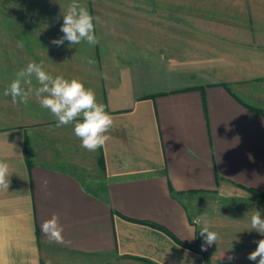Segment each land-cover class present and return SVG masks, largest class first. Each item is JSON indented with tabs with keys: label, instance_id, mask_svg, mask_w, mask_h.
<instances>
[{
	"label": "crops",
	"instance_id": "crops-1",
	"mask_svg": "<svg viewBox=\"0 0 264 264\" xmlns=\"http://www.w3.org/2000/svg\"><path fill=\"white\" fill-rule=\"evenodd\" d=\"M189 1L78 0L99 43L55 46L72 0H0V158L13 173L0 264H45L48 247L98 264H209L191 202L264 193V0ZM29 62L94 90L114 121L103 147L82 148L34 95L4 96ZM54 213L59 239L42 228Z\"/></svg>",
	"mask_w": 264,
	"mask_h": 264
},
{
	"label": "clouds",
	"instance_id": "clouds-1",
	"mask_svg": "<svg viewBox=\"0 0 264 264\" xmlns=\"http://www.w3.org/2000/svg\"><path fill=\"white\" fill-rule=\"evenodd\" d=\"M63 23L60 31L63 35L53 39L51 43L61 46L65 41L70 45H79L82 41L90 45L99 43L95 34L94 20L97 18L89 12L87 7L72 0L64 10ZM38 82L39 87H33L32 78ZM27 84L29 87H22ZM4 96H10L13 104L27 105L33 95L42 108L50 111L57 120V127L74 125V135L80 139L81 147L95 151L101 148L110 139V129L114 121L112 116L105 110L102 103H98L93 89L86 88L84 83L77 79H66L62 75L53 76L45 70L43 63L29 62L26 67L16 73V78L4 90ZM12 165L5 159L0 158V190L7 191L12 175ZM47 184V180L44 181ZM251 228L264 236V218L262 212L253 209L250 213ZM203 224L200 235L203 238L202 250L220 239L216 231L210 230L206 218L196 217L193 221ZM42 228L45 232L52 229V236L60 238L63 226L59 224L58 214H53L51 219L44 222ZM256 248L248 254L250 261L264 264V239L255 242ZM229 261L234 257H227Z\"/></svg>",
	"mask_w": 264,
	"mask_h": 264
},
{
	"label": "rangeland",
	"instance_id": "rangeland-1",
	"mask_svg": "<svg viewBox=\"0 0 264 264\" xmlns=\"http://www.w3.org/2000/svg\"><path fill=\"white\" fill-rule=\"evenodd\" d=\"M169 1L175 2V0ZM249 1L251 2V0ZM18 2H21V0H18ZM44 2L48 3V1ZM189 2H192V0ZM228 3L238 4L240 2L239 0H230ZM15 14V12L9 11V15ZM68 168L81 176L84 181L87 176H90L82 170L73 169V166ZM87 181L86 184L92 190L100 193L97 185L91 183L90 179ZM189 209L194 219L198 216L206 218L210 230L216 231L220 235L217 244L206 246V250H203L208 260H210V264H257V262L250 261L247 257L250 252L255 250L257 246L255 242L264 239V236L251 228L249 213L253 209L261 210L262 218H264V203L246 199L226 201L215 198V196H206L194 199L189 205ZM197 226L199 246L202 249L204 242L200 230L203 224H197ZM46 249L47 251L44 254L45 264H98L102 260L100 257L90 258L79 254L68 255L51 247ZM229 256L234 257V259L229 261L227 259Z\"/></svg>",
	"mask_w": 264,
	"mask_h": 264
},
{
	"label": "trees",
	"instance_id": "trees-1",
	"mask_svg": "<svg viewBox=\"0 0 264 264\" xmlns=\"http://www.w3.org/2000/svg\"><path fill=\"white\" fill-rule=\"evenodd\" d=\"M249 190V192L251 193V199L253 200V201H264V193L263 192H261V191H259V190H257V189H253V188H249L248 189ZM153 226H155V227H157V228H160V227H158V226H156V225H154V224H152ZM182 245H184V246H186V247H189L190 248V246L189 245H187V244H185V243H181ZM209 262V261H208ZM210 264V263H209Z\"/></svg>",
	"mask_w": 264,
	"mask_h": 264
}]
</instances>
